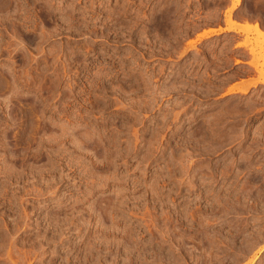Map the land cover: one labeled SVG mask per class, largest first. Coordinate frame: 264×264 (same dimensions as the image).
Instances as JSON below:
<instances>
[{"label": "rangeland", "instance_id": "rangeland-1", "mask_svg": "<svg viewBox=\"0 0 264 264\" xmlns=\"http://www.w3.org/2000/svg\"><path fill=\"white\" fill-rule=\"evenodd\" d=\"M226 4L0 0V264H264V86L197 34Z\"/></svg>", "mask_w": 264, "mask_h": 264}, {"label": "crops", "instance_id": "crops-1", "mask_svg": "<svg viewBox=\"0 0 264 264\" xmlns=\"http://www.w3.org/2000/svg\"><path fill=\"white\" fill-rule=\"evenodd\" d=\"M232 5L233 0H227V4L221 10V21H217L216 25L202 28L197 34H203L207 32L206 35L202 37V40L214 37H216V39L219 37L225 38L228 36H233L235 38L232 45L230 46V49L234 50L236 53L239 52V54L235 53L231 57L229 66L227 68H224L222 72H232L234 69L236 70L239 68H251L253 70L252 74H241L233 79H230V81L226 85V92L242 94L248 91H252L256 87L264 86V80H262L264 75H261V69L256 67L251 44L247 43L249 40V38H247V33L256 24H259L263 32L264 39V23H262L258 19V17L252 16L250 14H246L243 16L238 15V11L243 6H246V0H242L241 4L233 9V16L231 19H229L227 17V10L232 7ZM249 36L250 40H256V35L254 33H250ZM245 41L246 44H241ZM260 61L264 63V58H262ZM244 89H247V91L243 92Z\"/></svg>", "mask_w": 264, "mask_h": 264}, {"label": "bare ground", "instance_id": "bare-ground-1", "mask_svg": "<svg viewBox=\"0 0 264 264\" xmlns=\"http://www.w3.org/2000/svg\"><path fill=\"white\" fill-rule=\"evenodd\" d=\"M238 4H239V3H238ZM245 90L247 91V89H244V91H245Z\"/></svg>", "mask_w": 264, "mask_h": 264}]
</instances>
